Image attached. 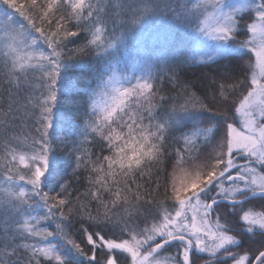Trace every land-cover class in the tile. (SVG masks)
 Segmentation results:
<instances>
[{
    "label": "snow or ice",
    "instance_id": "snow-or-ice-1",
    "mask_svg": "<svg viewBox=\"0 0 264 264\" xmlns=\"http://www.w3.org/2000/svg\"><path fill=\"white\" fill-rule=\"evenodd\" d=\"M0 264H264V0H0Z\"/></svg>",
    "mask_w": 264,
    "mask_h": 264
},
{
    "label": "trees",
    "instance_id": "trees-1",
    "mask_svg": "<svg viewBox=\"0 0 264 264\" xmlns=\"http://www.w3.org/2000/svg\"><path fill=\"white\" fill-rule=\"evenodd\" d=\"M185 54L189 55V56L192 55V52L190 51L189 46H187ZM221 63L223 64V63H227V62L221 60ZM210 71H213V69H211V68L201 69L200 66L196 65V66L191 67V70L189 71L188 76H189V78L195 79L196 77L200 76L202 74V72H210ZM80 91H82V90H80ZM71 99L74 103H80L81 102L80 96L77 94L76 90H74L72 92ZM257 210H260L259 207H257Z\"/></svg>",
    "mask_w": 264,
    "mask_h": 264
},
{
    "label": "rangeland",
    "instance_id": "rangeland-1",
    "mask_svg": "<svg viewBox=\"0 0 264 264\" xmlns=\"http://www.w3.org/2000/svg\"><path fill=\"white\" fill-rule=\"evenodd\" d=\"M189 47H190V51L192 52V47H193V46L189 45Z\"/></svg>",
    "mask_w": 264,
    "mask_h": 264
}]
</instances>
